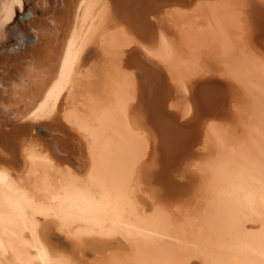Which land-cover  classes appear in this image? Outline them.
<instances>
[{"label": "bare ground", "instance_id": "obj_1", "mask_svg": "<svg viewBox=\"0 0 264 264\" xmlns=\"http://www.w3.org/2000/svg\"><path fill=\"white\" fill-rule=\"evenodd\" d=\"M186 1L0 0V264H264V0Z\"/></svg>", "mask_w": 264, "mask_h": 264}, {"label": "rangeland", "instance_id": "obj_2", "mask_svg": "<svg viewBox=\"0 0 264 264\" xmlns=\"http://www.w3.org/2000/svg\"><path fill=\"white\" fill-rule=\"evenodd\" d=\"M35 0H28L29 2V8L33 7V3ZM163 1V0H158ZM190 1L192 0H187L185 3L188 4ZM17 23H20L22 25H25L23 23H21V21L18 19ZM189 25V24H187ZM195 26V27H194ZM199 28H198V27ZM192 32L196 33L199 32L200 30L202 31V27H204V21H198V19L196 20V23H192ZM198 28V29H197ZM199 30V31H198ZM258 36V34H257ZM209 41V39H206ZM15 45L14 40L12 39H8L5 43V46H13ZM187 52H189L188 50H186ZM201 51V50H199ZM187 55L189 56L190 53ZM191 57V56H190ZM209 64H208V68H209ZM213 67V66H212ZM211 67V68H212ZM207 68V69H208ZM206 69V70H207ZM218 69V68H217ZM217 69H215V71H218ZM209 70V69H208ZM207 70V71H208ZM220 70V68H219ZM211 71V70H209ZM214 71V70H212ZM221 71V70H220ZM221 73V72H220ZM219 74V72H218ZM222 75V73H221ZM229 79L226 78H220L219 76L213 79V81H209L207 83H201V85H208L207 89L205 90V92L209 93L211 96L214 97L213 101L215 103V105L213 106V109L209 110V112H205L208 115L212 114H217L220 112H223V109L221 108V105L224 104V100H226L227 98H229L228 94L230 92H232L230 89L232 88V85L229 84L231 82ZM210 90V92H209ZM204 99V98H203ZM205 100H203V103H205ZM225 105V104H224ZM253 103H251L249 106L247 104L246 106V110L244 113V116L242 118L241 121H236V123H234L235 127H234V133L233 136L236 140L240 141L241 143H245L246 142V138H247V134H248V128H252V127H259L262 123H259V119H260V115H256L254 108L252 107ZM226 116L230 115V112L228 114V110L225 109V113ZM209 118L207 115L205 117H203L204 121H206ZM211 118V117H210ZM228 120L233 121L234 117H232L231 115L228 117ZM235 122V121H234ZM179 177L174 174L172 176V180L170 183V186L168 185V187L173 188V191H178V190H182V187L186 188V185H182L183 183L181 181H179ZM190 184H192L194 186L195 183H192L190 180L189 182ZM193 191L190 192V194L186 197L191 199V197L193 198V195L191 194ZM176 193V192H175ZM192 195V196H191ZM178 195H176L175 197H177ZM203 210V207H200L199 209H197L196 211V206L192 207L190 209V217L191 219L193 217H197V215L201 214ZM196 211V212H195ZM199 213V214H196ZM195 215V216H194ZM58 236H57V235ZM55 237L53 236V238L55 239L53 242L59 246L60 250L62 251H66L65 253H70L73 256L77 257V260L79 261L80 264H112L113 260L115 259H123L127 254H128V249H125L124 247L121 246V248H116V250H114L115 252L113 253V255H110L112 253H109V255L107 257H103L102 259L100 258V256H98L95 252L97 251V249L100 247V241H98V245L95 243V239L87 241V245H85V247H79L78 245L74 244L70 241H68L66 238H64L63 236L60 237V235L57 233V231L55 230L54 233ZM58 238V239H57ZM103 244V243H102ZM116 246L118 243L115 242L114 243Z\"/></svg>", "mask_w": 264, "mask_h": 264}, {"label": "water", "instance_id": "obj_3", "mask_svg": "<svg viewBox=\"0 0 264 264\" xmlns=\"http://www.w3.org/2000/svg\"><path fill=\"white\" fill-rule=\"evenodd\" d=\"M20 19H22V18H20Z\"/></svg>", "mask_w": 264, "mask_h": 264}]
</instances>
